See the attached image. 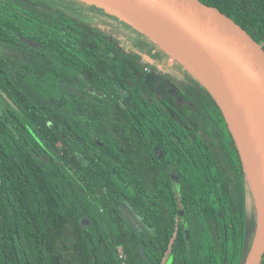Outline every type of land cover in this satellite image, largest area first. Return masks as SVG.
<instances>
[{
  "label": "trees",
  "instance_id": "1",
  "mask_svg": "<svg viewBox=\"0 0 264 264\" xmlns=\"http://www.w3.org/2000/svg\"><path fill=\"white\" fill-rule=\"evenodd\" d=\"M202 1L264 47V0ZM134 35L0 0V264H245L257 210L224 114Z\"/></svg>",
  "mask_w": 264,
  "mask_h": 264
},
{
  "label": "water",
  "instance_id": "2",
  "mask_svg": "<svg viewBox=\"0 0 264 264\" xmlns=\"http://www.w3.org/2000/svg\"><path fill=\"white\" fill-rule=\"evenodd\" d=\"M92 1L110 13L130 17L133 21L127 20L137 30L155 40L169 55L174 51L156 35L154 25L168 28L178 42L193 52L198 71L175 53L176 57L171 59L178 60L202 82L224 114L257 210V229L245 264H261L264 257V47L244 27L202 0ZM180 212L183 214L182 207Z\"/></svg>",
  "mask_w": 264,
  "mask_h": 264
},
{
  "label": "rangeland",
  "instance_id": "3",
  "mask_svg": "<svg viewBox=\"0 0 264 264\" xmlns=\"http://www.w3.org/2000/svg\"><path fill=\"white\" fill-rule=\"evenodd\" d=\"M56 6L76 15L82 21L86 23L93 24L97 26L102 32L109 36V39H116L119 41H132L137 36H135L136 26L131 22L133 21L130 17L124 15H116L110 12L102 11L94 1L92 0H47ZM109 11V10H108ZM127 17V18H126ZM132 20L131 22L128 21ZM140 30V29H139ZM153 31V29H152ZM140 32L143 33L142 30ZM154 36L153 33H149ZM120 48H123L121 45ZM173 57H176L174 53L171 52L170 61Z\"/></svg>",
  "mask_w": 264,
  "mask_h": 264
},
{
  "label": "bare ground",
  "instance_id": "4",
  "mask_svg": "<svg viewBox=\"0 0 264 264\" xmlns=\"http://www.w3.org/2000/svg\"><path fill=\"white\" fill-rule=\"evenodd\" d=\"M143 28V27H142ZM145 31L150 32V30L143 28ZM154 31L156 35L161 39L164 45L173 50L174 53L182 58V60L191 68L198 71L199 64L193 54V52L185 45L183 46L176 39L175 35L170 32V30L160 24L154 25ZM173 35V36H172Z\"/></svg>",
  "mask_w": 264,
  "mask_h": 264
},
{
  "label": "flooded vegetation",
  "instance_id": "5",
  "mask_svg": "<svg viewBox=\"0 0 264 264\" xmlns=\"http://www.w3.org/2000/svg\"><path fill=\"white\" fill-rule=\"evenodd\" d=\"M150 72V71H149ZM180 207H182V206H179V212H180ZM183 208V207H182ZM183 213H184V209H183ZM180 214H181V212H180Z\"/></svg>",
  "mask_w": 264,
  "mask_h": 264
},
{
  "label": "built area",
  "instance_id": "6",
  "mask_svg": "<svg viewBox=\"0 0 264 264\" xmlns=\"http://www.w3.org/2000/svg\"><path fill=\"white\" fill-rule=\"evenodd\" d=\"M146 70L149 72L150 70L146 68Z\"/></svg>",
  "mask_w": 264,
  "mask_h": 264
}]
</instances>
